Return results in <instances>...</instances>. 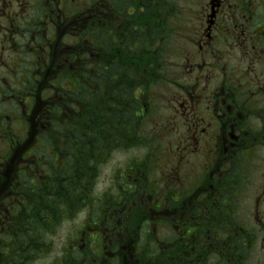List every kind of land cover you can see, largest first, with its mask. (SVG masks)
<instances>
[{
    "label": "flooded vegetation",
    "instance_id": "flooded-vegetation-1",
    "mask_svg": "<svg viewBox=\"0 0 264 264\" xmlns=\"http://www.w3.org/2000/svg\"><path fill=\"white\" fill-rule=\"evenodd\" d=\"M171 1L0 0V264L24 261L42 202L63 204L48 252L82 219L49 264H229L245 196L264 230V0H200L189 18ZM122 94L131 116L89 150L88 105ZM84 116L79 148L63 131Z\"/></svg>",
    "mask_w": 264,
    "mask_h": 264
},
{
    "label": "trees",
    "instance_id": "trees-1",
    "mask_svg": "<svg viewBox=\"0 0 264 264\" xmlns=\"http://www.w3.org/2000/svg\"><path fill=\"white\" fill-rule=\"evenodd\" d=\"M171 1V0H170ZM172 2V1H171ZM140 31V29H139ZM139 44H144V48L142 51H145L146 48V40L139 41ZM156 59V57L154 56ZM130 60V57L126 59ZM141 73L137 71L136 75H132L131 78L126 79L125 76L121 75L120 83L122 84L121 91L122 92H130L129 87H124L125 83H132V81H136L137 83H141ZM64 77V76H63ZM114 82V80H111ZM129 96V95H128ZM127 96V97H128ZM125 95L122 94L121 102L119 104L113 105L116 109L109 107L107 110H104L102 106H100L96 102H90L88 105V113H89V131H88V145L90 146L89 150H93L94 147H99L102 144L100 142L110 140L113 137V132H115V128H112V121L109 120L110 117L120 116L122 118L121 125L124 126V117L127 115L131 116V113L128 112L130 109L125 108ZM112 100H115V97L112 96ZM74 115H83V112L80 110L77 112L75 109ZM85 116L84 120L76 119L68 121L66 129L63 134L68 136H72L73 146L75 147H83L85 145L84 134L85 127ZM123 130V129H122ZM62 203L60 202H42L40 208V215L35 219L39 220L40 228L38 232H31L26 234V246L24 253V261L21 260V251L14 250L15 260H11L8 264H35V260L39 258L41 255L46 254L49 250V242L46 241V233L51 231L56 224L60 222L63 217V208ZM258 240L256 234V228H251L248 223L244 222V220L239 221L238 217L229 219V264H246L249 256L250 248L251 250L255 248L256 241ZM36 242V245L33 248H29V243ZM219 264H226V260ZM260 264H264V258Z\"/></svg>",
    "mask_w": 264,
    "mask_h": 264
},
{
    "label": "rangeland",
    "instance_id": "rangeland-1",
    "mask_svg": "<svg viewBox=\"0 0 264 264\" xmlns=\"http://www.w3.org/2000/svg\"><path fill=\"white\" fill-rule=\"evenodd\" d=\"M176 3V7L181 10L182 18H189L194 14L195 10L200 7V0H173ZM173 22V19H172ZM171 22V23H172ZM173 32L169 39V57L172 59H177L179 56V46L181 44V34L183 30V22L174 21V25L172 27ZM250 192H256L254 189L250 190ZM248 193V192H247ZM246 193V195H248ZM254 197L245 196L244 204H239L237 209H244L245 212H241V219L239 221L244 220V222L248 223L251 228H256V234L258 240L256 241L255 248L250 250L248 261L246 264H260L264 258V230L261 228V223H259L258 218H256L255 214H252L256 201H254ZM245 204L248 206V210L245 207ZM252 214V215H251ZM81 214L72 219V220H64L59 228L56 231V234L51 235L49 237L51 241V249L47 254L41 256L38 259V264H49L51 262L56 263L57 260L61 259L64 256L65 249L70 246L71 235L73 234V229L79 227L81 222ZM70 227L72 230H70ZM72 233V234H71ZM79 236L74 235V238H78ZM263 240V241H262Z\"/></svg>",
    "mask_w": 264,
    "mask_h": 264
}]
</instances>
